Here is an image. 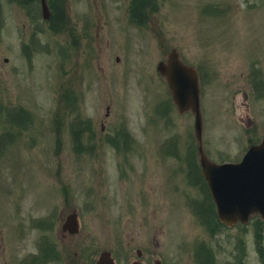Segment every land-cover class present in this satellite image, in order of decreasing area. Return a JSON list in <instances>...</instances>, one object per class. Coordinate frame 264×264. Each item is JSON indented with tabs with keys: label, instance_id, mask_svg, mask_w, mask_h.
<instances>
[{
	"label": "rangeland",
	"instance_id": "rangeland-1",
	"mask_svg": "<svg viewBox=\"0 0 264 264\" xmlns=\"http://www.w3.org/2000/svg\"><path fill=\"white\" fill-rule=\"evenodd\" d=\"M50 2L52 20L45 22L40 0H0V236L12 235L5 236L8 264L29 261L46 226L39 221L52 220L57 229L68 203L78 208L79 236H87L77 247V264L94 261L102 250L127 264L139 238L151 236V207L138 199L149 198L144 190L153 173L154 225L172 236L170 246L180 245V235L236 236L235 264H264V222L219 224L212 202L188 182L197 154L194 115L179 113L174 103L156 111L171 98L157 65L177 48L202 79L209 157L238 161L264 138V0ZM115 131L135 143L127 149L119 141L123 150H116L107 139ZM76 135L85 143L76 145ZM169 138L177 144L162 160L157 147ZM169 168L178 174L170 178L163 171ZM167 177L168 188L160 187ZM186 257L180 264H195Z\"/></svg>",
	"mask_w": 264,
	"mask_h": 264
},
{
	"label": "flooded vegetation",
	"instance_id": "flooded-vegetation-1",
	"mask_svg": "<svg viewBox=\"0 0 264 264\" xmlns=\"http://www.w3.org/2000/svg\"><path fill=\"white\" fill-rule=\"evenodd\" d=\"M101 128L102 131L107 130V124H105V122H102ZM114 134H116V131ZM108 139H117V136H110ZM161 156L162 160L168 159V155L166 154H162ZM145 170L146 169H143V171ZM191 170L196 178H194L190 174V176L193 178V183L188 180L189 184H193L197 189L195 190L197 196L204 195L207 204H211L212 196L209 188L204 181V178L202 177L200 169L195 168ZM163 171H169L170 178L171 172L172 174L174 173L170 168L168 170L163 169ZM178 172H175V174H178ZM150 177L153 178H149L146 181L149 187L146 186L144 190L146 193H148L149 198H142L140 195L138 202H142L143 204V201H145L151 207V212L149 211L148 219L150 221V230L152 232L151 236H143V239L139 238L138 242H140L141 245L138 246L135 251L133 249V252H136V258H141L144 262H146V264H180L185 260V258H187L186 256H189L193 259L195 264H218L221 257L227 256L228 258L224 261L223 264H235L237 249L236 236H216V234L214 236V232H212L211 236L205 235V233H198L194 234L195 236H187L186 239H183V237L180 235L175 236L176 241L181 240L179 242L180 245L176 244L174 246H170L168 240L172 241V236H164L163 228L161 229V227H157L156 224L154 225L157 205L156 191L158 189V186H153V181L155 182V184L157 182L156 174L153 173L150 175ZM168 179V177L166 179L163 178L161 180L160 187L163 186L165 188H168ZM138 182L140 186L144 184L141 178L138 179ZM172 188L178 191L179 189H181V186L176 182L174 183ZM64 193L66 194L67 199L71 198L70 190L65 191ZM164 202L165 201H163V203ZM160 205L163 206V204ZM209 210L212 214L215 213L213 202L211 204V209ZM77 214L79 216L78 208L68 203L66 205V208H63L62 212L59 215V223L57 229L55 226L56 223L52 224V220L48 221V223L50 224L48 228V223H46V226L42 228L44 229V233L40 236V239L43 238V236L44 239L41 243L40 239L35 243L36 248L33 252H31L34 255L32 259L29 261H22L21 258L17 262L14 261V264H50L55 260L62 262V264H77V256L79 255V249L77 250V247H79L81 239L84 238L83 240H86L87 237L79 236L81 229L79 232H75L76 227L71 217ZM50 232H52V234ZM5 236H12L11 232L8 230L7 233L1 234L0 236V241L2 240L3 242V244H0V257L3 256L5 259V264H8L9 257H7V253L9 249L7 243L5 242ZM50 237L56 238V243H54L55 241L53 242V244L49 243V239L47 238ZM132 239H134V236H132ZM231 247L234 248L232 249ZM85 248L87 249V244H85ZM38 251H41V257L35 256ZM71 252L74 254L73 257L71 256ZM174 257H177L179 261L174 263ZM89 263L93 264L92 259L90 260V262H88V264Z\"/></svg>",
	"mask_w": 264,
	"mask_h": 264
},
{
	"label": "water",
	"instance_id": "water-1",
	"mask_svg": "<svg viewBox=\"0 0 264 264\" xmlns=\"http://www.w3.org/2000/svg\"><path fill=\"white\" fill-rule=\"evenodd\" d=\"M42 1L44 17L49 18L47 2ZM167 57V61L159 63L158 70L168 79L181 111L191 109L196 114L203 173L211 186L220 219L235 224L239 220L247 222L257 212L264 217V140L261 145L252 146L239 164L217 165L210 161L202 146L203 117L197 70L182 62L177 50L169 52ZM96 264H115V261L110 252L104 251Z\"/></svg>",
	"mask_w": 264,
	"mask_h": 264
}]
</instances>
